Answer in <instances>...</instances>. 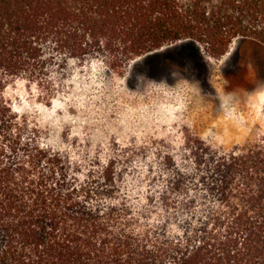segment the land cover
<instances>
[{"label":"trees","instance_id":"16d2710c","mask_svg":"<svg viewBox=\"0 0 264 264\" xmlns=\"http://www.w3.org/2000/svg\"><path fill=\"white\" fill-rule=\"evenodd\" d=\"M235 41L264 47V0H0V264H264V138L229 152L189 145L195 175L167 160L160 199L179 233L143 231V217L113 203V163L74 177L4 99L17 79L51 98L53 69L70 61L123 74L176 43L220 59ZM196 177L200 209L177 205Z\"/></svg>","mask_w":264,"mask_h":264},{"label":"rangeland","instance_id":"374dc122","mask_svg":"<svg viewBox=\"0 0 264 264\" xmlns=\"http://www.w3.org/2000/svg\"><path fill=\"white\" fill-rule=\"evenodd\" d=\"M193 49L186 43L164 47L153 61L123 74L99 61L87 67L70 61L66 73L53 69L51 98L17 79L7 84L4 99L74 177L113 163L120 188L113 203L125 202L135 219L143 217L141 230L162 222L176 234L160 199L173 179L167 160L195 175L189 145L201 141L229 152L264 138V47L235 41L220 59ZM197 184L198 177L172 199L177 205L191 199L200 209Z\"/></svg>","mask_w":264,"mask_h":264},{"label":"water","instance_id":"95a60500","mask_svg":"<svg viewBox=\"0 0 264 264\" xmlns=\"http://www.w3.org/2000/svg\"><path fill=\"white\" fill-rule=\"evenodd\" d=\"M164 50V48H162L161 50H158V51H156V52H153V53H151V54H149V55H146V56H144V57H139V58H137L135 61H134V63H133V65L134 64H136V63H138V62H140V61H142V60H145V59H147V58H149V57H155V56H157V55H159V52H161V51H163Z\"/></svg>","mask_w":264,"mask_h":264}]
</instances>
